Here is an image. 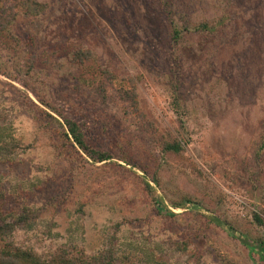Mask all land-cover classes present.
<instances>
[{
    "label": "rangeland",
    "instance_id": "obj_1",
    "mask_svg": "<svg viewBox=\"0 0 264 264\" xmlns=\"http://www.w3.org/2000/svg\"><path fill=\"white\" fill-rule=\"evenodd\" d=\"M46 1V13L16 22L19 52L0 49V146L13 148L0 147V225L31 224L14 243L86 258L111 249L137 264H264L254 245L264 237L254 219L264 217V0H176L180 25L226 17L178 46L164 0ZM80 49L96 61L76 63ZM98 65L119 76L106 102L95 86L72 88ZM127 76L144 119L117 101ZM38 97L113 160L94 164L70 147ZM165 141L182 152H165Z\"/></svg>",
    "mask_w": 264,
    "mask_h": 264
},
{
    "label": "trees",
    "instance_id": "obj_2",
    "mask_svg": "<svg viewBox=\"0 0 264 264\" xmlns=\"http://www.w3.org/2000/svg\"><path fill=\"white\" fill-rule=\"evenodd\" d=\"M176 0H164L160 4V18L162 16L166 18L170 23L172 41L176 46L180 45L183 41L184 34H198V33H216L218 25H223L226 22V17H222L217 24H212L209 21L201 22L199 24H192L190 22H182V25L178 24L180 19H184L182 8L178 7ZM50 9V4L46 0H0V49L19 52L20 47L24 46L22 41L15 31V24L19 17L22 15L39 16L46 13ZM158 9V7H157ZM36 39L32 41L36 44ZM30 54V51H25V55ZM74 61L79 64H86L90 61H96L93 53L88 50H77L72 53ZM26 66L30 70L36 68L37 59H41L36 53H32L28 58ZM99 62V61H98ZM98 74L93 78H86V76L79 77L81 85L75 84L73 86L74 93H80L83 89L82 85L95 86L100 97L104 102L107 101V89L115 86L116 81L119 80V76L104 66L98 65ZM1 72V71H0ZM93 79L92 81H90ZM139 85L135 78L127 76L121 81V87L117 90V101L122 104L123 111L126 116L136 115L139 118L144 119V113L140 108L139 102ZM39 102L47 110L39 108L44 115L46 121L55 122L63 129L61 136L65 139L66 143L74 150L79 149L84 155L94 164L107 163L113 160L114 156L110 153L97 148L89 138L84 124L74 119L67 118L63 111L46 101L43 98L38 97ZM173 105L176 113L183 117L179 96L173 95ZM62 121V122H61ZM3 148H7L11 151L12 146L6 142L1 144ZM0 146V147H1ZM165 152H171L179 154L183 148L180 143L167 142L163 144ZM258 160L264 165V136L258 153ZM137 167V166H136ZM147 189H151V186L146 183ZM158 204V203H157ZM159 213H163V209L158 205ZM177 207L182 206L176 204ZM255 221L259 226L264 227V217L261 214L256 213L254 215ZM29 218L20 216L12 223L0 225V238L4 243L0 246V264H137L128 253H124L121 256L115 254V252L109 249L107 252H100L95 254L91 258L83 256H74L68 252L61 253H49L47 255L39 254L35 249L31 247H25L14 243L12 235L18 230L31 227L29 225ZM255 245V250L261 255V259H264V237L261 238Z\"/></svg>",
    "mask_w": 264,
    "mask_h": 264
}]
</instances>
